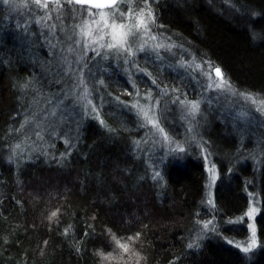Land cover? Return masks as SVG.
Returning <instances> with one entry per match:
<instances>
[{
    "label": "trees",
    "instance_id": "obj_1",
    "mask_svg": "<svg viewBox=\"0 0 264 264\" xmlns=\"http://www.w3.org/2000/svg\"><path fill=\"white\" fill-rule=\"evenodd\" d=\"M150 1L186 52L130 66L110 57L91 95L52 117L54 94L67 92L55 37L0 3V264H264V117L234 124L240 104L221 98L201 103L210 117L197 128L171 103L201 93L191 59L264 101V0ZM160 89L159 125L183 141L172 149L131 105L136 95L156 103ZM206 159L218 174L211 190ZM251 198L258 247L246 255L234 241L248 234Z\"/></svg>",
    "mask_w": 264,
    "mask_h": 264
},
{
    "label": "rangeland",
    "instance_id": "obj_2",
    "mask_svg": "<svg viewBox=\"0 0 264 264\" xmlns=\"http://www.w3.org/2000/svg\"><path fill=\"white\" fill-rule=\"evenodd\" d=\"M16 4L18 7L13 10L14 12H21L23 14L24 19H27V17L33 18L32 21H30V25H36L40 26V28L43 29H48L49 33L51 36L54 35L55 38L51 37V40L49 41L50 45H56L55 48H51V56L52 58L54 57L57 61V66L61 68L62 70V75L60 76L61 82L64 81V84L66 86V91L68 92L70 89V84L71 82L65 80V71H67V67L73 68V67H78L75 64H69L65 62V57L67 58L68 61H73L75 60L77 55H82V51L78 52H68V48L70 46L75 47V44L71 41H68V36L73 33V30L75 29V32H79V28L76 27L77 25H81L84 22L88 23V26L93 29V34L95 35V29L97 27L101 28L104 30L105 33V40L108 42H113L111 37L113 33V25H115V32L117 33V38L119 39V35L122 33H128L131 32L133 35H128L127 36V43L125 47H130L132 48L133 51H135L136 48L140 47L141 44H144L148 49L156 48L158 45H165V47L172 46L170 52H166L165 48H159V53L160 55L167 56L168 53H172L175 48H178L179 50L182 51L185 50L183 46L179 42L176 41V39L173 37L172 34H167L161 30V26L156 22L152 23L149 21L147 23V28L145 29L144 25H139L138 26V21L141 19L139 16L140 12L142 9L145 10V12L150 8L152 14L154 15L153 8H152V3L150 0H148V5L147 8L145 7V0H132L131 4L129 3V0H118L117 1V6L109 8V7H100V8H95V7H90L89 5H81V4H74L70 3V6L67 4L68 0H59V6L57 7V0H52V1H47V8L42 7V5L45 3V0H41L40 5H37L35 3V0H15ZM67 3V4H66ZM72 4H74L72 6ZM130 7L134 9L132 13H130ZM25 12V13H24ZM45 17H51L50 19H47ZM155 17V16H154ZM38 18H43L41 19V23L43 25H47V27H41L40 24L36 23V20ZM146 19V17H144ZM99 22L97 24L96 22ZM29 24V22H28ZM55 25V32L51 33L50 29L51 26ZM123 26V27H121ZM63 29V31H61ZM155 37V39H153ZM176 46H181V47H176ZM145 53L142 52H137L135 55L142 56ZM94 55L91 51H89V56ZM171 55V54H169ZM114 58V62L116 65L125 66L127 63H125V59L127 58L126 56H120L117 58L115 55L111 56ZM151 57L150 60L155 59L157 60L155 55L149 56ZM143 58V57H142ZM87 59V57L85 58ZM131 59H133L131 57ZM117 62V63H116ZM191 62L193 65H191L192 69L197 71V73L200 72V69H207L208 67H204L202 64V61H197L195 59H191ZM182 63L178 61V64ZM130 66V64L128 63ZM185 65V64H184ZM186 66V65H185ZM199 66V68H198ZM131 69V68H130ZM130 69H126V74L128 80H131L130 76ZM129 74V75H128ZM214 76V74L212 73ZM205 86L209 83L207 76L204 77L203 80ZM206 90V89H205ZM81 90L77 89L76 92L79 93ZM214 95V94H213ZM245 95H250V94H245ZM251 96V95H250ZM75 98H78V96H74ZM178 97V96H177ZM254 100H249L247 104H244L243 102L239 103L240 105L234 109H232L231 113V119H233L234 124L238 120L241 122H250L253 127L255 126L258 128V125H260L261 119L264 117L259 111H256V109L260 106H264V101L259 100L258 98H255L251 96ZM136 99L132 101L131 105L136 112H139V116L143 118L144 112L147 111L149 113L148 118L151 119L153 116L155 119L158 121L156 117V108H157V103H150V99L144 97L143 95H136ZM186 101L188 103H191L196 100H202L201 93H199L195 99H179ZM178 104V110L180 111V114L182 115V119L185 121H189L193 126L201 127L204 122L207 123L209 121V115L204 111H199L198 113L195 114L194 118L191 116L187 115V109L181 108L179 102ZM206 103H204L205 105ZM203 105V103H202ZM247 106V108H246ZM233 108V107H232ZM249 108L252 110V113L248 116H240L237 118V114L241 112L248 111ZM145 117V116H144ZM188 122V123H189ZM150 126V130H152V135L156 140L157 145L163 146V148L167 149V147L176 148L181 146L182 142L179 141L178 139H173L172 137H169V134L164 130V132L167 134L169 139L165 141L162 137V135L153 128V125L148 123ZM233 124V125H234ZM160 126V125H159ZM263 129V128H262ZM206 165V172H207V177H208V189L211 190L212 184L217 178V172L215 169V166L212 165L208 159L205 161ZM213 176L215 177V180L213 181ZM250 208H255L257 211V203L255 200L251 198L250 203L248 208L245 211V215L249 211ZM255 213L251 217H247V225H248V234L245 237V239L242 240H236L234 241L235 244L240 245L241 247H246L248 245L249 239L251 237L252 229L249 228V225L251 224L252 227L255 229L254 226V216ZM205 225H203L204 227ZM205 229V227H204ZM206 230V229H205Z\"/></svg>",
    "mask_w": 264,
    "mask_h": 264
},
{
    "label": "snow or ice",
    "instance_id": "obj_3",
    "mask_svg": "<svg viewBox=\"0 0 264 264\" xmlns=\"http://www.w3.org/2000/svg\"><path fill=\"white\" fill-rule=\"evenodd\" d=\"M132 0H129V3L131 4ZM230 3V0H228ZM0 3L7 5L10 10H15L18 5L16 4L15 0H0ZM35 3L37 5H40L41 0H35ZM68 3H74V4H88L90 7L100 8V7H115L117 6V0H106V3L100 4L97 3L96 0H68ZM148 0H145V7L147 8ZM59 6V0H57V7ZM42 7L47 8V0H45V3L42 5ZM130 13L134 11L132 7H130ZM139 16L141 19L138 21L139 25H144L145 29L147 28V23L151 21L152 23L155 22V17L152 14L150 8L145 12L144 9L141 10ZM146 17V19L144 18ZM47 19H50L51 17H45ZM41 19L38 18L36 20L37 24H40L41 27H47V25H43L41 23ZM99 24V22H96ZM19 27V25H18ZM76 27L79 28V32H75V29L73 30V33L68 36V41H71L75 44V47L70 46L68 48V52H78L82 51V55H77L75 60L68 61L65 57V62L69 64H75L78 67L69 68L65 75L68 76L69 80L71 81L70 89L68 92H62L57 93L55 95L56 100V107L50 111L47 112V116L52 117L56 115L57 109H60L62 111L64 106V101L68 100L69 98L73 96H78V102L86 100L88 96L91 95V92L88 88V83L91 80H94L97 74H99L101 71L107 72V68H102V61H108L111 56L115 55L117 58L120 56H126L125 63H133L131 60V57H134L137 52L145 53L147 56H153L155 55L157 60L162 61L164 57H162L159 53V48H165L166 52L171 51L172 46L165 47V45L161 44L158 45L156 48L148 49L144 44H141L140 47L136 48L135 51L132 50L130 47H125L127 43V36L133 35V33H122L119 35V39L117 38V33L115 32V25H113V33H112V41L108 42L105 40V33L104 30L97 27L95 29V35L93 34V29L88 26L87 22L82 23L81 25H77ZM123 27V26H121ZM63 31V29H61ZM51 33L55 32V25L51 26L50 29ZM155 39V37H153ZM53 48L56 47V45H52ZM181 47V46H176ZM89 51L94 53V55L89 56ZM185 51L186 50H183ZM87 57V59H85ZM181 67H186L184 65H181ZM199 68V66H198ZM214 72V76L212 73ZM146 75H150L146 73ZM194 79L196 80L197 86L201 88V96L202 100H196L191 103H188L183 100H179V97H176V99L172 100L171 103L176 104L179 102L182 110L187 109V115L194 118L195 114L200 111V105L201 103H206L211 108L213 106L214 101H219L221 98H223L226 101H233L234 103H241L247 104L249 100H253V98L250 95H245L237 90L234 89V87L231 85V82L224 78L223 72L221 68L219 67H213L211 64H209L208 68L200 69L199 75L197 76L195 73L193 74ZM207 76V79L209 83L205 86L203 80L204 77ZM101 84L103 81L100 82ZM153 85H155L157 88H159V84L156 80L152 81ZM77 89H80L81 91L79 93L76 92ZM206 89V90H205ZM214 94V95H213ZM169 93L166 89H160V99L157 100V105H159L160 100L164 97L168 96ZM61 96H63V99H61ZM149 99H151V96H149ZM254 102V100H253ZM49 104L52 103V101H48ZM89 103H91L89 101ZM135 107V105L133 106ZM95 111V108L92 109ZM256 111H259L262 115H264V106H260L256 109ZM252 113V110L249 108L248 111L241 112L237 114V118L240 116H248ZM139 115V112L137 113ZM144 116L147 123H150L153 125V128L156 129L163 137L165 141L169 139L167 134L164 132V129L159 126V121L153 118L149 119V113L147 111L144 112ZM184 118V117H182ZM29 123L28 120H25V124ZM102 123V121H101ZM142 127L144 125H141ZM21 127H24V125H21ZM18 131V129H17ZM37 136L39 137V133H37ZM160 176V173H156V175L153 177V179H158ZM215 180V177L213 176V181ZM255 208H250L247 212V216L251 217L255 213ZM53 215H56V213H53ZM212 222L209 221L208 224H205V229L209 227V225ZM249 228L252 229L251 237L249 239L248 245L246 247H241L240 245H236V247L240 248V251L244 254L251 253L256 247H258V241L256 239L255 229L252 227V225H249ZM231 243V241H229ZM199 245L197 243L189 244V248L198 247Z\"/></svg>",
    "mask_w": 264,
    "mask_h": 264
},
{
    "label": "water",
    "instance_id": "obj_4",
    "mask_svg": "<svg viewBox=\"0 0 264 264\" xmlns=\"http://www.w3.org/2000/svg\"><path fill=\"white\" fill-rule=\"evenodd\" d=\"M47 1H52V0H47ZM96 2L100 3V4H104V3H106V0H96ZM85 5H88V4H85Z\"/></svg>",
    "mask_w": 264,
    "mask_h": 264
},
{
    "label": "bare ground",
    "instance_id": "obj_5",
    "mask_svg": "<svg viewBox=\"0 0 264 264\" xmlns=\"http://www.w3.org/2000/svg\"><path fill=\"white\" fill-rule=\"evenodd\" d=\"M118 1V0H117Z\"/></svg>",
    "mask_w": 264,
    "mask_h": 264
}]
</instances>
